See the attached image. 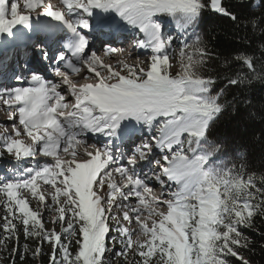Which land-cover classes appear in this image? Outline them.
<instances>
[{"label": "snow or ice", "instance_id": "obj_1", "mask_svg": "<svg viewBox=\"0 0 264 264\" xmlns=\"http://www.w3.org/2000/svg\"><path fill=\"white\" fill-rule=\"evenodd\" d=\"M59 4L0 0V66L9 51L31 47L57 78L25 62L0 84L12 122L0 132V159L15 162L0 178V244L18 245L22 234L36 246L11 251L38 260L46 244L49 264H250L240 254L251 243L241 228L264 216V174L247 170L243 151L229 159L226 140L209 138L229 101L207 74L214 57L197 33L206 11L233 22L237 15L222 0ZM248 26L264 37V12ZM96 30L114 39L131 33L132 50L146 58L105 62L124 49L93 51ZM261 58L259 74L254 54L225 60L226 87L264 79V42ZM138 129L146 136L137 144Z\"/></svg>", "mask_w": 264, "mask_h": 264}, {"label": "trees", "instance_id": "obj_2", "mask_svg": "<svg viewBox=\"0 0 264 264\" xmlns=\"http://www.w3.org/2000/svg\"><path fill=\"white\" fill-rule=\"evenodd\" d=\"M258 2L259 0H222L224 7L237 15L238 21L233 22L228 17L206 11L201 17L197 33L214 57L208 65L207 74L218 78L216 88H225V98L229 101L228 108L213 125L209 138L226 140L229 159H235L236 150L243 151L247 170L261 175L264 174V79H253L251 83L227 87V82L223 79L230 74L229 69L224 67V61H231L236 54H254L257 73L261 72V44L264 37H261L258 29L253 30L248 26L249 17L259 18L264 12V8L255 6ZM249 3L253 6H247ZM241 231L251 243L247 249H241L240 254L250 264H264V216H256L253 227L241 228ZM2 236L3 232L0 231V237ZM26 242L31 248L36 246L35 241H25L22 234L18 245L14 241H9L6 246L0 244V264H12L13 260L15 264H49V247L46 244L43 247L44 254L38 260H33L29 254L21 261L20 256L11 251L13 247H19L22 253ZM116 258L118 261L123 259ZM230 261L231 264H241L236 258H230Z\"/></svg>", "mask_w": 264, "mask_h": 264}, {"label": "rangeland", "instance_id": "obj_3", "mask_svg": "<svg viewBox=\"0 0 264 264\" xmlns=\"http://www.w3.org/2000/svg\"><path fill=\"white\" fill-rule=\"evenodd\" d=\"M51 2L56 7H59L60 6L59 0H51ZM33 16L35 17V13H33ZM39 19L42 20V21H44V20H46V17H40ZM35 22L36 21L34 20V23ZM44 28H45V25H41V31L37 35H40V34H48V32L44 30ZM167 30L168 31H173V29L171 27H169ZM124 35L127 38L131 39V40L133 39V36H132L131 33H124ZM97 43H98V40H97ZM96 51L98 52V54L103 55L102 50L98 49ZM25 52H28L29 53V51H27L25 49L16 50V51H9L4 66H0V76L4 77L2 74H8L9 73L8 70L10 68L13 69L16 66V64L21 63V61L23 60L22 58H25L24 57L25 56ZM134 52H136V53L131 58H125V59H127V61L129 63L136 62V59L135 58H136L137 55H139L140 59H145L146 56H147L146 50H144V49H137ZM23 54H24V56H23ZM104 59H105V62H107V63H110L109 61H111V58H104ZM112 60L114 62L117 61L115 58L112 59ZM173 71H175V68L173 69ZM81 82L84 83V82H91V81H81ZM11 124H12V122L11 121H8V119H7V111L1 106L0 107V132L4 131L5 130V127L7 128L8 131H11ZM138 134H139V136L140 135H145V133L141 132L139 129H138ZM97 138H98V140H102L103 139L101 137H97ZM97 138H95V139H97ZM133 140H135V138ZM14 163L15 162L12 161L11 158H8V157H5L3 159H0V178H3L5 174H12L11 172L6 173V171L13 170ZM145 170H147V169H145ZM33 203H35V202H33ZM0 215H2V212H0ZM49 218L50 217L47 214L44 217L45 221H47ZM121 261H118V258H116V259H114L113 264H120Z\"/></svg>", "mask_w": 264, "mask_h": 264}, {"label": "bare ground", "instance_id": "obj_4", "mask_svg": "<svg viewBox=\"0 0 264 264\" xmlns=\"http://www.w3.org/2000/svg\"><path fill=\"white\" fill-rule=\"evenodd\" d=\"M49 18H47L46 17V20H48ZM46 20H44V21H46ZM42 21V20H41ZM56 22L55 21H53L52 22V24H55ZM93 24H94V26H95V21H93ZM103 34H104V31H100V30H96V31H94V33H93V38H92V41H91V46L92 47H97L99 44H100V42L102 41V37H103ZM49 35V33L47 34V35H42V36H39V38L40 39H45L47 36ZM61 34H59V32H56V33H54L53 34V39H55V38H57V37H59ZM123 36V35H122ZM110 39H111V37H110ZM97 40H98V43H97ZM121 42V41H120ZM96 45V46H95ZM113 47H116V46H113ZM56 49V45L55 44H52L51 42L49 43V51L51 52V51H53V50H55ZM21 50V49H20ZM25 50H27V51H29V55H30V57H28V61H30L31 62V65H36V62H35V56H37V53L35 52V49H32L31 47H29V49H25ZM24 51V50H23ZM136 52H134V54H135ZM113 64H115V62L113 63ZM15 65V64H14ZM12 69L10 68L9 70H8V72H10ZM5 77V76H4ZM2 79H0V81H1ZM5 79H3V81H4ZM13 83H16L14 80H13ZM81 83H83V82H81ZM136 134H138V133H136ZM135 137V136H134ZM134 137H132V139H134ZM96 140H98V138L96 139Z\"/></svg>", "mask_w": 264, "mask_h": 264}]
</instances>
